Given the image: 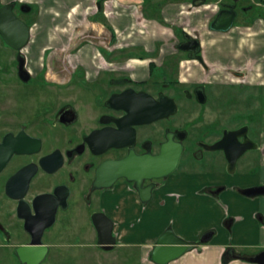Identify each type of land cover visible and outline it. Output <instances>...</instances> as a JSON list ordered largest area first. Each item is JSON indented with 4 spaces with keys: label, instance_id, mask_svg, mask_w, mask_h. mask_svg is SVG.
Instances as JSON below:
<instances>
[{
    "label": "flooded vegetation",
    "instance_id": "flooded-vegetation-1",
    "mask_svg": "<svg viewBox=\"0 0 264 264\" xmlns=\"http://www.w3.org/2000/svg\"><path fill=\"white\" fill-rule=\"evenodd\" d=\"M114 1L103 0L99 3L97 0L92 7V13L104 20L114 17L118 13V9L117 11L115 9L119 8L114 5ZM139 1V5L122 1L120 7L124 11L134 13L135 26L146 29L148 26L144 25V21L151 15L153 19L163 22L162 26L172 28L175 39L174 51L168 55L167 62L156 64L155 57L158 54L146 52L139 47H101L94 55L101 66H98L99 71H95L94 78L90 79L85 66L75 64L79 53L77 47H75L77 49L74 47L49 48L44 50L40 59L41 67L34 75L28 54L26 55L24 50L11 49L15 51L14 60L17 62L18 77L32 95H27L26 98L31 100L24 104L23 109L19 105L17 108L19 111L13 113V117L20 118L21 116L25 120L13 121V128L0 135V144H3L7 136H11L14 145L22 146L25 150L24 154L15 153L0 171V198L13 203L9 217L12 221L21 224V230L28 236L29 241L25 245L30 244L32 237L25 229V221L18 216L19 202L13 197L22 196L31 207L32 215H35L34 200L39 196H54L49 206L57 208L55 223L45 230L42 241L47 232L57 225L59 215L74 209L73 200L77 193L81 204L83 203L82 205L87 208L86 212L94 210L97 204L101 206H99L100 211L91 213L92 222L95 215L104 213L103 193L112 191L118 186H126L133 191L131 187L134 184L124 178L119 179L110 189L94 187L97 172L103 164L122 161L129 156L131 151L137 156H157L160 154L162 145L169 143L170 140L174 144L183 145L179 168L174 174L162 180L145 181V186L154 185L153 196L170 177L182 174V172L188 175L225 178L263 176L264 79L248 80L252 67H254L252 62L243 65L237 63V67L226 65L224 68L210 65L206 61L203 49L206 38L202 39L197 24L185 19L180 23L175 21L181 20V18L177 19L178 15H193L202 12L204 17L209 16L204 25L206 33L219 36L235 31L239 38L241 35L246 36L245 30L253 28L258 21H261L264 26V0H167L158 7L159 16L155 13V8L150 5L158 0ZM243 2L249 4L239 8ZM172 4L179 5L181 11L173 19V23L167 25L163 17L164 8ZM222 12L235 14L233 25L227 32L216 31L212 28ZM236 23L239 25H235ZM128 36L130 37L131 34L128 33ZM194 40L199 42L200 48L192 57V51L183 50L180 46L187 45ZM207 40L210 39L207 38ZM22 57L25 60V70L30 75L28 82H23L19 76V64ZM144 61L151 72L171 70L174 75L162 80L158 75L147 81L138 80L131 74L136 70L132 63ZM194 66H201L204 69L205 76L202 80H188L185 77V81H181L178 78V74ZM216 71L221 72L219 78L208 79L212 72ZM65 73L69 74V78H64ZM81 74L85 77L83 82L93 88L97 87L94 89L96 96L88 97L91 101L88 103V111L84 118H81V113L77 109L78 97L70 96V99L65 100L62 96H53L48 93L51 90L56 92V89L77 88L78 80L74 78ZM40 75L45 76V79L42 82L34 81ZM258 76L262 77L260 74ZM161 86H166L168 91L161 92ZM43 91L45 94L42 93ZM127 91H133L135 94L146 93L157 102L160 96L164 95L175 103L177 111L170 117L149 125H132L134 135L130 137L126 128L129 116L126 105L113 101ZM38 93L42 94L38 95ZM228 93L233 94L235 98L230 101L226 96ZM236 93H243L240 97L244 102L240 103V97ZM224 98H228L226 102H231V105L235 104L237 107L240 104L246 105V109H253L254 112L243 114L237 108L225 118L221 110ZM178 117L185 120L183 124L177 123ZM161 123H167L168 126L160 141L157 126ZM143 133L146 136L144 139L142 138ZM219 146L223 147V150L215 149ZM243 150L245 151L240 155ZM226 152L230 158H236L232 173L228 171L230 164ZM254 164L258 168L256 171L252 169ZM31 167L35 170L27 186L25 185L26 177L20 178L19 181L13 180L21 171ZM10 182L9 194L7 185ZM257 188H264V185L240 189L239 192L249 196L246 192L253 194ZM217 190H222V188ZM134 193L137 194L135 190ZM152 200L148 204H142L147 206ZM4 232L6 233V230L0 226V234L4 235ZM47 246L49 247L48 258L51 246ZM15 257L18 259L16 254Z\"/></svg>",
    "mask_w": 264,
    "mask_h": 264
},
{
    "label": "crops",
    "instance_id": "crops-1",
    "mask_svg": "<svg viewBox=\"0 0 264 264\" xmlns=\"http://www.w3.org/2000/svg\"><path fill=\"white\" fill-rule=\"evenodd\" d=\"M87 1L39 0L32 3L29 0H0V8L6 5H19L21 9L24 4L38 7L39 20L36 19L38 22H35L32 27L30 19L27 22L23 16L16 15L30 27L31 36L33 33L36 36L34 37L36 42L32 46L31 43L34 40L32 42L33 38L31 37L30 45L28 44L24 49V53L42 56L45 49L57 48L54 47L57 45V39H60L61 34L64 33L61 32V34H57L59 38H54L55 32L49 26L53 22L51 21L54 17L53 13L58 15L55 23L64 25L66 22L68 25L70 16L76 14L79 17L86 13L85 9L89 10L94 7V5L90 6ZM93 1L95 3L97 0ZM122 1L135 4L129 0H115L114 5L119 7L117 8L119 11L108 20H101V17L91 13L93 20L91 24L103 26L108 31H103L104 45H101L100 42L84 50L96 54L101 47H139L146 52L158 54L155 57L156 64L167 62L168 55L174 51L175 39L172 28L162 26L163 22L153 19L154 17L149 15L144 21V25L148 26L146 29L137 26L136 32L140 33L139 31L142 29L143 33H135L136 36L129 37V31H134L135 18L134 13L121 9ZM136 4L139 5L140 2ZM33 7L32 12H34ZM179 11V5L172 4L165 7L163 13L165 23L172 24L173 19L180 13ZM29 13H25V16H30ZM193 23L197 24L196 26L201 30L206 21L195 20ZM253 26V28L245 30L246 42H244L243 35L240 36L241 38H236L235 43L238 47L235 49L228 45L218 44L219 40L214 37H207L210 40L206 39V43H203L207 63L237 67L234 62L239 64L252 62L264 76V26L261 21ZM106 33H108L107 37ZM73 34L70 33L69 37ZM61 39L67 41L66 38ZM212 39L216 41L212 42ZM58 45H60L59 48H70L64 46L65 42ZM6 47L8 46L6 45ZM132 65L136 67V70L131 74L138 80L147 81L156 75L157 71L151 72L146 61L132 63ZM163 73V79L174 75L171 70H166ZM220 74L219 71L212 72L208 79H218ZM203 76H205V71L201 66H194L190 70L178 74L181 81H185V77L188 80H202ZM252 169L256 171L257 165L254 164ZM259 185H264V169L262 177L225 178L182 173L174 175L164 182L161 189L154 193L152 202L147 206L140 202L134 191L126 186H118L105 194L102 205L104 213L114 224L113 236L116 245L110 251H102L106 255L117 252L124 253L128 250L136 251L139 259L135 264H155L150 258L152 249L159 237L171 229L179 238L194 244L195 248L169 264H252L244 261L243 258L255 257L264 252V195L245 196L239 190ZM221 188L222 190H217ZM161 215L163 216L160 217ZM149 216H153L151 219L155 218L152 228L148 225L150 220L147 221V218ZM205 237L208 240L203 243L202 239ZM3 248L13 250L10 245H5ZM130 260L125 258L119 261L121 264H131ZM17 261L21 264L19 260Z\"/></svg>",
    "mask_w": 264,
    "mask_h": 264
},
{
    "label": "rangeland",
    "instance_id": "rangeland-1",
    "mask_svg": "<svg viewBox=\"0 0 264 264\" xmlns=\"http://www.w3.org/2000/svg\"><path fill=\"white\" fill-rule=\"evenodd\" d=\"M29 1L33 3L39 0H29ZM129 1H132L135 4L137 2H140L139 0H129ZM87 2L90 6L94 5L93 0H88ZM162 2H167V0H158L154 4H150L152 5L153 8H155V13H157L158 16L160 14L158 7L162 6ZM248 4H249L248 2L247 3L243 2L240 4L239 8L242 6H247ZM33 6L32 7H33L34 12H32V7L30 5L31 7V11L29 13L31 14L30 16H25V13L21 11L19 5L12 6L14 8L15 13L18 16H21V17L23 16V18H25L27 22L30 19L29 22L31 24V27L34 25L35 22L36 23L38 22L37 20H39L38 14H37L38 7L36 5H33ZM92 9L91 8L89 10L85 9L86 13L83 15H79V17H77L76 14H74V16L76 17L70 16L69 17L70 22L68 25L66 22L64 25H61V24L59 25L58 23H55V21H57L56 18L58 15H56V13H53L54 17L53 18L51 17L52 18L51 21H53L54 24L53 22H51L49 25L51 26L52 31L55 32L54 38L57 37V34H61V32H64L63 34H61L62 36L60 37V39H57L58 41L57 45H55L54 47L59 48L60 45L58 44L61 42H65V45H64L65 47H70V48L77 47L78 49L77 48L75 49L80 50V52L78 53V56H76V58L78 59L75 64L80 63L84 65L90 76V79L94 78L95 71H99L98 66H101V65L98 62L97 58H94L95 54L93 52L86 51L84 49H89L90 46H94L96 43H100V42H101V45H104L103 36L105 35L103 34V31L104 30H106L105 32L108 31L103 26L100 27L99 25L91 24L93 21L91 18L92 17L91 13L93 11ZM115 11H117V8L115 9ZM147 12H148L147 9H145V13L148 15ZM178 16H177V19L181 18V20L179 21L176 20L175 22L177 23H180L184 19L187 21H190V20L191 21H195V20L201 21L202 20L205 22V20L209 17V16L204 17L202 12H197L193 15L182 14L181 16L179 17ZM235 25H239V24L236 23ZM137 30H138L137 26L134 25V31H129V34H131L132 37L136 36L135 33H137L136 32ZM199 30H200V27H199ZM140 31H142V29ZM133 32L134 34L132 35ZM70 33H74V34L71 37H69ZM199 33L201 34V37L204 40L205 38L207 39V37H214L219 40L218 44L228 45V46L233 47L234 49L238 47L236 46L237 44L235 43L237 40L236 38L238 37L236 36L235 31L230 32L228 35L214 36V35L206 34L205 28L203 29L201 28ZM107 36H108V33H106V37ZM31 37L33 38L32 42L34 40V42L31 43V46H32L36 42L34 38L36 36L33 33ZM243 37H244L243 39H245L244 42H246L247 37L245 36ZM61 38H66L67 41H62ZM244 42H241V43H244ZM14 53L15 51L6 47L5 43L0 37V135L6 133L8 130L13 128V121L21 122L25 120V118L23 117L21 118V116L20 118L13 117V113L16 111H19V109H17L19 108V105H21L23 109L24 104L31 100L30 98H26L27 95L29 96L32 95V93H30L27 90L28 87L22 84V82L20 81L18 77L17 64H16L17 62L16 60H14L15 59ZM28 57L30 59V63H29L30 67L32 71L34 72L33 74L35 75V73H37L38 69L41 67V64H42L40 60L41 55H36L32 53L28 55ZM234 64L237 66L236 62H234ZM240 65H243V64H240ZM253 65L254 67H252L253 69L251 70V74L249 75L248 80L256 81L257 79H263L264 76L262 72L258 68L255 67L254 63ZM216 66L215 68L218 69ZM219 67L224 68L225 66L221 65ZM258 74L262 75V77H259ZM68 75L69 74L65 73L64 78H69ZM157 75L159 76L160 79H163L164 77V73L162 71H158L156 74V77ZM44 79H45V76L40 75L36 77L34 81L42 82ZM84 79L85 77L84 75L82 76V74L74 78V80H78L77 88L69 87V88H64V89H56L57 90L56 92L52 90L48 92L49 95L62 96L63 98H65V100H67V98L70 99V96L78 97L79 102L77 101L78 102L77 109H79L81 113V118H84L87 114L88 103L91 101V99H89L88 97L93 96V95L96 96L94 89H97V87L93 88L92 86L83 82ZM160 91L167 92L168 89L166 88V86L165 87L161 86ZM42 93L45 94L44 91ZM42 93H38V95ZM103 94H105V92ZM242 94L243 93H239V94L236 93L237 96L239 95L238 97L240 96L242 97L243 96ZM228 95L226 94V96L230 99V101L232 98H235V96H233V94L231 93H228ZM241 97H240V103L244 102V100L241 99ZM228 98H224V102L221 105L222 106L221 110L223 111L225 118L229 116L230 113L234 112L237 108L243 114L248 113V112H254L253 109H246L245 108L246 105L240 104L239 107H237L235 106V104L231 105V102L227 103L226 101L228 100ZM176 121L179 124H183L185 120L182 119V117H178ZM167 126H168L167 123H161L157 126L159 130V140L160 141L163 139V133ZM145 137L146 136L144 134L142 138L144 139ZM121 184L123 183L121 182ZM130 187H131V184H130ZM131 188L134 191L133 185ZM105 194L106 193H103L102 197H104ZM76 195L77 196L73 200L74 209H72L68 213H61L59 215L57 225L47 232L46 237L43 240L44 244L51 246L50 248L51 252L48 258L42 264H121V261L119 260L125 259V258L129 260L131 259L130 263L135 264L136 260L139 259L138 253L136 251L128 250V252L126 251H124V253L117 252L112 255H106L102 251L103 249H101L98 246L97 232L95 231L92 225V222L90 220L91 219L90 215L93 211H100V208H99L100 205L97 204L94 207L95 209L93 208L94 210L92 211L87 210L88 212H86L87 208L84 207V205H82L83 203L81 204V200L78 197V193ZM13 206H14L13 203H11L9 200L0 198V226L6 230V233L5 232L3 233L4 235L0 234V263L2 264H8V263L9 264H12V263L19 264L17 261L18 259L15 257L13 250H15L20 245L27 244L29 241L28 236L24 234L23 231L21 230V224H18L17 221H12V219L9 217V215L12 212ZM162 216L163 215H161L160 217ZM151 217L149 216L147 218V221L150 220L148 221V225L150 226V228H152V225H154L153 220H155V218L151 219ZM5 245H10L12 247L11 249L13 250H9V249L7 250L3 248ZM126 253H128L127 257H125Z\"/></svg>",
    "mask_w": 264,
    "mask_h": 264
},
{
    "label": "water",
    "instance_id": "water-1",
    "mask_svg": "<svg viewBox=\"0 0 264 264\" xmlns=\"http://www.w3.org/2000/svg\"><path fill=\"white\" fill-rule=\"evenodd\" d=\"M21 11L29 13L31 7L24 4L21 6ZM234 17L235 14L232 12H222L212 28L216 31L227 32L233 25ZM0 36L8 47L17 51L24 50L31 40L30 27L16 15L14 8L10 5L0 8ZM180 48L192 51L193 57L199 50L200 44L194 40L187 45H181ZM19 76L23 82H28L30 79L29 73L25 70L23 57L20 59ZM113 101L122 102L126 105L129 115L126 128L130 137L134 135L131 129L132 125H149L155 121L168 118L177 111L175 103L164 95H161L160 100L157 102L146 93L135 94L133 91H127L117 96ZM37 145L39 146V141ZM222 148L221 146L215 147L216 150H223ZM244 151H241L240 155ZM15 153L24 154L25 150L22 146L14 145L11 136H7L3 144H0V171ZM182 153L183 145L174 144L171 140L169 143L162 145L160 154L157 156H137L131 151L129 156L122 161L103 164L97 172V181L94 187L110 189L119 179L124 178L129 183L134 184V190L137 192L141 203L148 204L152 200L154 185L145 186V181L162 180L174 174L179 168ZM227 153L226 156L230 164L228 171L232 173L236 158H230ZM34 170L33 167L27 168L21 171L13 180L19 181L20 178L26 177L25 185L27 186ZM10 184L11 182L7 185L9 194L11 191ZM254 191L253 194L247 191L246 195H264V188H257ZM55 193L57 194V192ZM53 197L51 195L37 197L33 202L35 215H32L31 207L23 200L22 196L13 197L14 200L19 202L18 216L25 221V229L32 237L29 245H22L15 249V254L21 264H42L47 258L49 247L43 243L42 238L45 230L55 223L57 208L56 206H49ZM92 222L98 235V246L105 251L112 250L116 245L112 220L102 212L95 215ZM207 237L202 239L203 243L208 240L209 237ZM193 247V244L184 241L176 236L171 229H168L160 236L153 247L150 258L155 264H169L191 251ZM243 260L252 264H264V252L255 257L243 258Z\"/></svg>",
    "mask_w": 264,
    "mask_h": 264
},
{
    "label": "trees",
    "instance_id": "trees-1",
    "mask_svg": "<svg viewBox=\"0 0 264 264\" xmlns=\"http://www.w3.org/2000/svg\"><path fill=\"white\" fill-rule=\"evenodd\" d=\"M98 1H99V3H100V2H102L103 0H98ZM227 254H228V253H227Z\"/></svg>",
    "mask_w": 264,
    "mask_h": 264
}]
</instances>
